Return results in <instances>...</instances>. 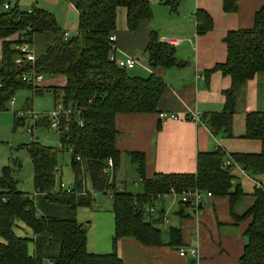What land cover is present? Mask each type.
I'll list each match as a JSON object with an SVG mask.
<instances>
[{
  "label": "trees",
  "instance_id": "obj_1",
  "mask_svg": "<svg viewBox=\"0 0 264 264\" xmlns=\"http://www.w3.org/2000/svg\"><path fill=\"white\" fill-rule=\"evenodd\" d=\"M183 1L164 0V3L176 12ZM121 7L127 9L131 32H136L142 21L151 20L153 16L149 0H76L78 32L64 38L65 33L54 16L44 10L33 8L28 13L9 7L0 13V40H3L0 113L8 110L10 100L20 91H30L33 96L44 93L36 85L23 81V73L64 77L66 84L63 88L46 91L53 92L55 100H59L56 106L61 104L62 111H68L55 119L60 150L70 153V167L74 174L70 194L57 190L55 168L58 166V150L30 142L25 147L33 168L36 197L16 190L8 178V169H3L0 238L4 242L0 243V264H43L44 260L50 264H124L116 251L119 240L133 237L146 247L164 244L163 232L156 226L159 220H149L144 206L158 195L171 194L172 190L178 194L198 190L214 196H229L235 223L252 218L245 232L246 245L239 264H264V183L257 187L252 206L243 214H237L236 206L245 194L239 184L234 186L230 174L232 166H225L227 157L222 149L200 153L194 175H159L153 180L146 178L145 154L132 153L131 161L137 165L144 188L143 194L138 195L119 187L115 173L111 177L104 172L109 159L114 160L115 172L121 163V153L116 148L119 135L117 116L159 113L158 105L167 85L155 71L186 66L178 60L175 47L162 42L154 31L145 52L147 65L153 71L149 77L134 74L135 69L117 66L111 60L114 48L110 37L115 35L117 10ZM223 8L225 13H235L239 9V0H224ZM196 21L199 35H205L214 28L213 17L206 11L199 10ZM13 35L23 36L33 46L36 54L33 64L24 67L14 65L15 59L21 55L12 48L15 42L6 41ZM37 42L40 45L35 47ZM224 42L228 49L226 63L217 65L207 75L221 72L232 79V86L225 92V110L208 116L205 123L214 135L223 133L231 138L237 92L258 73H264V5L255 15L253 28L230 31ZM51 119L54 118L47 117L43 121L47 127ZM39 125L41 121L36 124L37 127ZM245 138L260 141L262 153L236 154L231 159L249 175L264 178V113L247 114ZM89 185L96 194L113 197L115 235L113 250L107 254L88 252L86 226L76 218L80 207L94 203ZM233 188L234 193H230ZM183 205L189 207L192 203ZM15 221L22 222L31 230L32 239L15 235ZM170 237L169 246L181 245L180 230L172 229ZM31 241L36 247L32 256L28 249Z\"/></svg>",
  "mask_w": 264,
  "mask_h": 264
},
{
  "label": "crops",
  "instance_id": "obj_2",
  "mask_svg": "<svg viewBox=\"0 0 264 264\" xmlns=\"http://www.w3.org/2000/svg\"><path fill=\"white\" fill-rule=\"evenodd\" d=\"M224 0H184L178 10L174 12L164 0H149L153 16L151 20L142 21L136 32H131L127 23V9L117 10V26L115 35L117 40L113 56L117 59L135 58L143 62L133 71L134 74L147 78L153 71L147 65L145 54L152 31L157 32L161 41L173 39L178 42L174 46L179 61L186 64L181 69L162 70L155 73L166 83L167 88L159 102V112L177 114L179 120H171L161 124L159 113L148 114H119L116 118L119 135L116 148L121 153V163L115 172V181L119 187L128 191L127 171L129 168L138 174L137 165L133 164L130 155L134 152L144 153L146 158V178L153 180L159 175H194L197 173V159L200 153H207L222 149L227 160L232 162L230 174L234 179V186L240 185L245 196L236 206V213L241 215L254 202V193L259 185L264 183L263 176L253 177L231 158L233 155H259L262 153V143L258 140L245 138L246 116L248 113H264V73H258L237 92L235 114L233 118V137L228 138L223 133L214 135L205 118L222 113L226 106L225 92L232 86V79L221 72H214L210 76L207 72L217 65L227 61L228 49L224 42L230 31L251 29L255 24V15L263 7L264 0H239V9L235 13H225ZM0 13L4 5L17 7L30 13L33 8L51 13L57 24L59 21L78 19L76 0H0ZM31 6V9H29ZM199 10L209 13L214 20V28L205 35L197 33L196 14ZM64 33L70 35L65 29ZM17 35L8 38L7 42H14ZM3 40H0V62L2 59ZM42 78L36 87L46 94L47 89L63 88L66 84L64 77ZM40 97V96H39ZM30 106L29 98L24 101ZM55 110L43 111L46 117ZM195 112L200 122L195 123L189 116ZM61 113L67 114L68 111ZM41 121L39 127H47ZM32 165V164H31ZM135 166V170L133 169ZM119 173V174H118ZM59 175H62L60 170ZM74 175V174H73ZM119 175V176H118ZM139 176V174H138ZM119 177V179H118ZM140 183L142 184L139 176ZM61 182V181H60ZM135 186H139L135 183ZM143 187V185H141ZM89 207H80L76 211V218L87 229V250L91 254H107L113 250L115 235V214L113 212V197L109 195L111 205L107 207L97 203ZM235 188L230 190L234 193ZM142 192L132 193L135 195ZM34 194V193H33ZM203 208L191 211V205L181 203L180 196L174 194L159 195L151 203L144 206L149 220L157 221V227L167 230V237L162 246L146 247L133 237H126L118 241L116 251L124 264H239L246 245L245 232L252 223V218L235 223L231 215L230 197L208 196L203 192ZM156 211L150 216L148 209ZM165 219L168 222H165ZM14 233L20 238H31V230L22 222L15 221ZM15 224V223H14ZM169 226V227H168ZM181 231V245L169 246L170 231ZM30 232V234H29ZM163 232V230H162ZM4 241L0 238V243ZM30 255H34L36 247L31 241L28 245ZM181 250L187 252L181 256ZM195 250L197 255L191 257Z\"/></svg>",
  "mask_w": 264,
  "mask_h": 264
},
{
  "label": "rangeland",
  "instance_id": "obj_3",
  "mask_svg": "<svg viewBox=\"0 0 264 264\" xmlns=\"http://www.w3.org/2000/svg\"><path fill=\"white\" fill-rule=\"evenodd\" d=\"M23 7L24 6L19 9L20 12L27 11L24 10ZM28 7H30L29 9H31V6ZM66 22L69 26L67 28V24H64V20L59 21V23L62 25V31L64 32V30L66 29L71 36L75 35L76 32H78L79 28L78 19L73 17L72 20H67L66 18ZM38 42L35 47L40 45V43L38 44ZM48 79H50V77L45 78V80ZM14 98L15 103L13 105L9 104L8 110L0 113V182L3 175V169L7 168L9 172L8 178L10 179V181H12V185L14 186V188L24 194L33 195V168L27 154V149L25 147L29 144L30 141L25 137L26 126L15 123V114L23 108L32 107L38 114H40V120H44V118L46 117L44 112L54 109L56 107V103H58L59 100L56 101L54 95L50 93H46L42 97H39L33 96L30 91H20L15 95ZM27 98H29V104L32 105H24V101ZM34 137L37 139L39 144L58 150V168L62 170V175H59V173L57 174L56 185H58L61 181L66 190L72 188L74 183V175L70 167V153L65 150H60L61 145L59 142V135L57 131L50 128L49 125L48 127L44 128L38 126L34 130ZM135 168L136 167L133 166L134 170ZM131 170L132 169L130 168L126 170L128 183L127 189L132 193L142 192L143 187L141 186L142 184L140 183L139 176L136 171H134L133 173ZM134 182L139 186H135ZM96 199V205H102L105 200L106 201L104 202V204L107 207L112 204L109 197L102 194L98 195ZM14 225L16 227V222ZM162 230L165 239L167 237V230ZM43 264L50 263L48 260H44Z\"/></svg>",
  "mask_w": 264,
  "mask_h": 264
},
{
  "label": "built area",
  "instance_id": "obj_4",
  "mask_svg": "<svg viewBox=\"0 0 264 264\" xmlns=\"http://www.w3.org/2000/svg\"><path fill=\"white\" fill-rule=\"evenodd\" d=\"M4 9L8 10L9 6L4 5ZM68 35L64 34V38H66ZM117 40L116 35H112L110 37V41L113 44V48L115 47V42ZM18 41V42H17ZM15 43L13 44L12 48L14 51L19 53L21 56L14 61V65L17 67H24L30 64H33L35 62L36 54L33 46L28 43L27 41L24 40L23 36H18L17 39L14 41ZM167 44L176 46L178 45V42L173 40V39H168L166 41ZM111 60L114 61L117 66L120 68H125L128 70H133L138 66H143V63L140 62L139 60H136L135 58H127V59H117L115 56L112 55ZM22 80L25 82H29L33 85L38 84L40 81H42L43 76L41 74H34V73H23L22 74ZM15 103V98L13 97L9 104L13 105ZM62 112V106L61 104H58L55 107V110L53 111L52 114L49 115V118L52 117L54 119L49 127L52 129H55L56 131L58 130V122L55 119L60 113ZM159 118L161 121V124H167L171 120H179L180 117L177 114L174 113H169V112H159ZM189 118L194 121L195 123H199L200 117L197 113L191 112ZM16 120L17 124L26 126V133L25 137L30 141V143H38L37 139L34 137V130L37 128L36 124L40 120V114H38L32 107H27L24 109L19 110L16 113ZM82 126L84 124L82 123ZM225 166H232L231 161H226ZM60 170L58 166L55 168V177L57 176L58 173H60ZM104 172L109 175L113 176L115 173V163L113 159H109L107 162V166L104 169ZM261 186V185H259ZM258 186V187H259ZM57 190L61 191H66V193L70 194L71 190L70 188L68 190L65 189L64 185L62 182H60L58 185H56ZM171 194H174L176 196H180L181 202L184 204L192 203L191 206V211H197L200 205H203V200H204V194L203 192H200L198 190L196 191H184L180 194L176 193L174 190L171 191ZM36 193L32 195V198L36 197ZM208 196L211 197L212 194L208 193ZM160 197V195H159ZM155 209L153 207L148 209L149 214L153 215L155 213ZM165 222H168L167 219H165ZM181 256H186L187 252L181 250L180 252ZM191 257H195L197 255V252L195 250L190 252Z\"/></svg>",
  "mask_w": 264,
  "mask_h": 264
},
{
  "label": "water",
  "instance_id": "obj_5",
  "mask_svg": "<svg viewBox=\"0 0 264 264\" xmlns=\"http://www.w3.org/2000/svg\"><path fill=\"white\" fill-rule=\"evenodd\" d=\"M199 208L202 209V208H203V205H200ZM195 212H196V211H195ZM194 263H195V261L193 260V261L191 262V264H194Z\"/></svg>",
  "mask_w": 264,
  "mask_h": 264
}]
</instances>
